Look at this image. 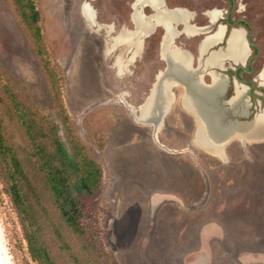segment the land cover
Listing matches in <instances>:
<instances>
[{"label":"rangeland","instance_id":"rangeland-1","mask_svg":"<svg viewBox=\"0 0 264 264\" xmlns=\"http://www.w3.org/2000/svg\"><path fill=\"white\" fill-rule=\"evenodd\" d=\"M82 1L32 0L38 11L47 59L57 68L66 114L88 153L103 166L104 181L95 200L93 224L98 248L104 252L102 264H187L184 253L195 247L193 241L183 240L187 232L193 236L188 222L208 220L228 226L223 231L222 241L210 246V264H242L240 258L249 260V264H264V143L256 142L259 139L234 140L228 147V162L213 155L214 152L210 154L199 148L194 121L184 114L187 111L182 106L181 96L185 88L181 84L173 87L174 98L164 118L165 128L154 137L151 120H144L143 106L151 96L157 77L167 68L166 61L157 58L160 35L163 34L160 51L162 44H166L163 25L156 24L143 33L154 31L151 37L144 38L147 46L144 56L131 63L126 71L119 72L115 59L121 57L127 61L125 53L112 52L110 41L100 51L94 35H105L108 39L121 31L134 29L132 13L137 4L146 15H153L154 9L146 1L134 0L132 6L133 0H89L95 15L90 24L82 14ZM164 2L169 9L175 8L166 11H184L188 17L186 22H173L172 39L178 30L187 33L186 25L195 29L187 34H197L188 38L183 33L174 38L180 47H184L180 43L192 46L196 40L214 34L217 30L214 22L225 17L228 9L226 0ZM235 2L230 16L233 20L242 18L251 25V40L260 49L252 62L255 70L250 78L262 83L259 74L264 62V0ZM140 5L144 6L140 9ZM212 12L217 14L213 20ZM230 29L223 39L213 41L208 48L219 43L218 49L225 51L229 32L243 33L241 29ZM242 35L245 44L244 33ZM200 63L199 67L204 68ZM222 63L234 65L230 59ZM184 64L189 65L188 59ZM210 75L205 77L206 82H210ZM174 81V78L165 81L169 98L168 89ZM0 84L33 108L36 118H46L58 126L59 135L63 137L34 43L12 0H0ZM253 111L256 113L258 109ZM1 112L8 142L25 158L27 141L21 127L4 107ZM214 140L212 135L207 138L211 146ZM154 141L170 151L187 152L197 163L196 169L207 176L210 189L205 190L207 184L204 183L205 195L198 206L203 212L189 216L192 214L175 208L169 201L155 200L156 193L175 188L172 177L180 171L182 157L160 158ZM223 199L228 200L229 206L223 205L217 211V204ZM0 246L6 264H35L28 255L17 216L1 180ZM61 262L74 264L69 259Z\"/></svg>","mask_w":264,"mask_h":264},{"label":"trees","instance_id":"trees-1","mask_svg":"<svg viewBox=\"0 0 264 264\" xmlns=\"http://www.w3.org/2000/svg\"><path fill=\"white\" fill-rule=\"evenodd\" d=\"M34 43L48 83L56 118L63 129L17 99L0 84V180L17 216L30 259L35 264H102L93 227L103 181L101 163L87 151L66 114L55 65L47 59L38 11L32 0H12ZM21 127L27 156L8 142L1 108ZM101 148V147H100Z\"/></svg>","mask_w":264,"mask_h":264},{"label":"bare ground","instance_id":"bare-ground-1","mask_svg":"<svg viewBox=\"0 0 264 264\" xmlns=\"http://www.w3.org/2000/svg\"><path fill=\"white\" fill-rule=\"evenodd\" d=\"M136 1H146L154 9V14L151 16H143L137 6L138 4L135 5L136 8L132 13V20L135 25L134 29L126 32H119L115 37V42H113V44L122 42L123 44L126 43L135 46L134 52L131 56L132 59L141 47V37L143 33L151 29L156 24L163 25L166 31L167 38L166 44H162L161 54L167 63V68L163 72V74L157 77V82L152 88L151 96L148 98V100L144 103L143 106L144 120H151L153 124V122H155V117L159 114V112L164 109L166 110L169 107L170 98L167 96L165 91L167 85V83L165 82L166 79L174 78L178 80L181 79L183 76L195 74L188 64H184V61L188 59L187 53L181 49L173 47L172 43V36L174 35L173 33L175 31L173 27V22L177 20H182L186 22L188 20V17L184 11H166V8L162 4V0ZM83 4L81 6L82 14L84 15L87 22L92 24L94 22V12L89 4ZM216 16V12H212L210 17L211 20H213V18H215ZM223 28V26L218 27L214 34L205 37L199 44L200 50L205 51L213 41H219L221 38L223 39ZM185 30L187 33H192L195 31L193 27H189L187 25L185 26ZM229 33V37L227 36L228 47L226 48V50H218L217 52H212L206 59L207 62L220 63L222 62L225 55H227L233 61L236 62L244 61L247 55V50L242 35L244 32L240 33V31L238 30H232ZM115 66L119 72H124L127 70L128 64L127 61L123 58L116 57ZM119 72L118 74H120ZM261 75L262 77H264V72ZM224 85V78L221 75L212 72L211 84L209 86H206L200 79L196 77L194 78L191 86H189V88L185 91V94L182 98L185 109H187L190 114H193L196 117L197 129L195 141L197 142V145L201 148H204L206 152H214V154H218V151L221 148L223 142L229 139L230 137L253 140L257 139V137H259L262 130L264 129V114L257 115L252 123L233 122L227 124L226 126H222L220 124L219 110H217V108L214 106L213 103H211V101L212 98H214V96L223 89ZM243 90L244 89L242 87L236 86L234 96L231 100L232 104L239 101V109L241 111L246 108V104L240 101L243 94ZM209 135H212L215 138L214 144L212 146L207 141ZM0 262L1 264H6L1 246Z\"/></svg>","mask_w":264,"mask_h":264},{"label":"flooded vegetation","instance_id":"flooded-vegetation-1","mask_svg":"<svg viewBox=\"0 0 264 264\" xmlns=\"http://www.w3.org/2000/svg\"><path fill=\"white\" fill-rule=\"evenodd\" d=\"M226 1L228 3V9H227L226 14L228 12H230V14L228 16V21L230 22V24H234L236 21H238V23L235 26L236 27H243L245 29V31L248 32V26L244 22L240 21V19H242V18L233 20V18L230 16L232 10H235V7H236L235 0H226ZM132 4H133V2H132ZM218 23H224L225 24L226 23L225 17L218 18V20L216 19V21L214 22V25L217 26ZM231 27H232L231 25L227 26V30H226L225 36H226L228 30ZM177 32L178 33L172 39L173 46L176 47V48L179 47V48H181V50H183L184 52L187 53L189 66L195 73V74H191V75H188V76H183L180 79L181 81H183V82L187 83L189 86H191L194 78L198 77V78H200L202 80V82L206 86H209L211 84V80H210V82H206L205 81V77L207 75L211 74L213 70H216V71H219V72L222 73V74H219V73L214 72L216 74L221 75L224 78V82H225V85H224L223 89L220 91V92L224 91V93H223V95L219 96L217 98V101H216L217 102L216 108H221V110H222V117H221L222 119L221 120L223 122H227L229 120H235V119H237V120L250 119L252 117V115L254 114V111H253L254 109H258V110L262 111L261 114H264V77H262V75H261L264 72V62L262 64L261 72L259 74V77L262 79L263 82L262 83L261 82L257 83V82H255L254 78H252V79L250 78V75L255 70L252 62L260 54V49L259 48L257 50V48L253 47V46H249L248 48L246 47V50H247V55L245 57L246 59L249 58L250 56H254L256 54L257 55L251 60V65L250 66L248 65V63H245L246 71H244L241 68L236 70V68H237V66H239L240 62L233 61L227 55L224 56L223 60L224 59H230V61H232L233 64L234 63H238V64H234V65L228 66V65H224L222 63L223 60L220 63H213V62L210 63V62L206 61V59L208 58L209 54H211L212 52H217L218 50H220V49H218L219 48V46H218L219 43L216 44V46H211L210 48H207L205 51H201L200 48H199V44H200L202 38H200V39L196 40L195 43L192 46H189V45L184 44V43H180L181 45H184V47H180V46L176 45L174 38L182 36L183 33H184V36L188 37V38L194 37L197 34L196 33L195 34H187L182 29L178 30ZM153 33H154V31H152L151 33L142 35V37H141V41H142L141 47L139 48L138 52L134 55V57L132 59H131V56H132V53L134 52L135 46H132V45H129V44H126V43L123 44L122 42H118L116 44H113V42H115L114 40H115V37L117 36V34L109 36L108 39L104 38L105 35L104 36L103 35H98V36L94 35V41L96 43V46L100 49V51L104 48L105 43L110 41L111 46H112V50H113L112 52L123 51L125 53L126 59L128 61V66H130V65H132L131 63H134L136 60L142 59V57L145 54L146 47H147L146 44H145V39L144 38L145 37H151ZM162 36H163V34L160 35V38H159V41H158L159 45H158V49H157V58L159 60L165 61V59L163 58V56L161 54V51H160V43H161ZM200 62H202V63H200ZM241 62H244V61H241ZM199 63L204 68H200L199 67ZM235 76H237L239 78V80L242 81L244 83V85H246L247 89L248 88L250 89L251 86L253 85L252 88H251V94L247 92L248 104H246V108L243 111H241L239 109V107H240L239 101L234 103V104L231 103V100H232V98L234 96V93H235V91H234ZM175 86L176 85H174L173 87H175ZM173 87H172V89H173ZM184 88H186V87L184 86ZM185 91H186V89L182 93L181 103L183 102L182 98H183V96L185 94ZM182 106L184 107L183 103H182ZM184 109H185V107H184ZM186 111L187 112L184 111V114L187 117H189L190 121L193 122L194 121L193 115L190 114L187 109H186ZM195 122H196V120H195ZM227 124H229V123H227ZM227 124L222 125V126H226ZM165 125H166L165 124V120L163 119V124H162L161 128L158 131H160L162 128H165ZM192 125L194 126V122L192 123ZM196 129H197V123H196V127L194 128V132L196 131ZM260 136H261V138L258 141H256V142L264 143V129L262 130V132L259 135V137ZM228 140H232V141L229 142L226 145L225 149H224L225 157L221 156V148L219 149V153L218 154L217 153L213 154V155H216V156H219V157L221 156V158L223 159L224 162H228L229 161V157H228V153H227L229 144L232 143L234 140L242 141L239 138H233V137H230L226 141H228ZM246 141H252V140L243 139V142H246ZM256 142H254V143H256Z\"/></svg>","mask_w":264,"mask_h":264},{"label":"crops","instance_id":"crops-1","mask_svg":"<svg viewBox=\"0 0 264 264\" xmlns=\"http://www.w3.org/2000/svg\"><path fill=\"white\" fill-rule=\"evenodd\" d=\"M246 46V45H245ZM155 142V141H154ZM154 144V143H153ZM155 147L161 153L160 158H178L181 160L179 162V172L172 177V180L175 182V188L169 189L164 193H156L155 200L159 201H169L174 205L175 208L185 210L189 216H195L196 213L203 212L199 204L202 203L201 199L204 197V183H208V178L203 173L199 172L196 169V162L194 158L189 155L187 152L182 153L173 152L165 149L161 144L155 142ZM186 147V146H185ZM184 147V148H185ZM183 148V147H182ZM209 153V152H208ZM185 155L186 158H185ZM205 184V186H206ZM210 186L207 184V191H209ZM160 195V196H159ZM228 196V195H227ZM159 197H162L161 199ZM228 200H221L217 204V211L222 209L223 205H227ZM202 206V205H201ZM189 227L192 230L193 236H190V233L187 232L186 237L183 238L186 242L193 241L195 247L193 249H188L184 253V261L187 264H210V246L214 243L221 242L224 236L223 231L228 227L227 225L217 221V220H208L205 222H188ZM249 257V254H247ZM238 260V259H237ZM242 264H249L250 261L244 258H240Z\"/></svg>","mask_w":264,"mask_h":264},{"label":"water","instance_id":"water-1","mask_svg":"<svg viewBox=\"0 0 264 264\" xmlns=\"http://www.w3.org/2000/svg\"><path fill=\"white\" fill-rule=\"evenodd\" d=\"M162 1H163V6H164L166 9H169V8L167 7V5L165 4L164 0H162ZM83 3H87V4H89V0H83V1L81 2V4H83ZM134 3H135V2L133 1L132 6L134 5ZM89 5H90V4H89ZM142 6H144V5H140V9H141ZM171 9H175V8H171ZM141 12H142V11H141ZM229 14H230V12H228V13L226 14V16H225L226 23H225V24H224V23H218V24H217V28H218L219 26H223V27H224V36H225L226 30H227V26H229V25L232 26L231 29H235V28H239V29H241V30L244 32V38H245V45H246V47L248 48L249 46H253V47H256L257 50H258V46H257L256 44H254V43L252 42V40H251V33H252V27H251V25H250L247 21H245V20H243V19H240V21L244 22V23L248 26V32H246L245 29H244L243 27H235V25L238 23V21H236L234 24H230V22L228 21V16H229ZM142 15H143V16H150L151 14L146 15V14H144V13L142 12ZM94 17H95V15H94ZM153 29H154V28H153ZM231 29H230V31H231ZM224 49H225V48H224ZM257 53H258V52H257ZM256 55H257V54H256ZM256 55H254V56H250V57L247 58V59L245 58V59H244V62H240L239 66H237L236 70L239 69V68H241V69H243L244 71H246L245 63H248V65L250 66V65H251V60H252ZM234 64H238V63H234ZM212 72H216V73L222 74L221 72L216 71V70H213ZM153 84H154V83H153ZM177 84H182L183 86L186 87V88H185L186 90L189 88V85H188L187 83L181 81L180 79L176 80L175 83H173L172 86L169 87V89H168V92H169V95H170V103H169V107H168L166 110L164 109V110H162L161 112H159V114L155 117V122H153V124H152V125H153V136H154V137H156L158 130L161 128V126H162V124H163V119H164V117L168 114V112H169L170 109H171L172 101H173V98H174V92L172 91V87H173L174 85H177ZM234 84H235V86H234V91H235V89H236V86H240V87H243V88H244V90H243V94H242V97H241V100H240V101H241V102H244L245 104H248L247 92L251 94V88H252L253 85L251 86L250 89H249V88L247 89L246 85H244V83H243L242 81H240L239 78H238L237 76H235ZM223 93H224V91L219 92L218 94H216V95L214 96V98H212L211 103H213L215 107H216V104H217V102H216V101H217V98H218L219 96L223 95ZM217 110H219V113H220V124H221V125H225V124H227V123H233V122H235V123H252V122L255 120L256 116L259 115V114H261V112H262V111L258 110L256 113L253 114V116H252L250 119H245V120H237V119H235V120H229V121H227V122H223V121L221 120V119H222V118H221V117H222V110H221V108H217ZM193 117H194V116H193ZM194 126L196 127L195 118H194ZM260 138H261V136L258 137L257 139H260ZM229 141H231V140L225 141V142H223V144L221 145V156H222V157H225L224 149H225L226 145L229 143ZM242 142H243V140H242ZM0 264H1V262H0Z\"/></svg>","mask_w":264,"mask_h":264}]
</instances>
